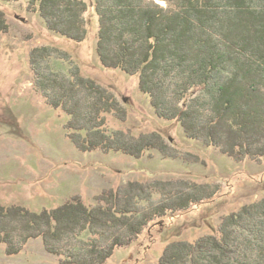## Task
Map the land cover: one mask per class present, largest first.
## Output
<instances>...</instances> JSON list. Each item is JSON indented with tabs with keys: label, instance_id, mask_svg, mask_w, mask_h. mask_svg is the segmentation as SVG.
<instances>
[{
	"label": "trees",
	"instance_id": "1",
	"mask_svg": "<svg viewBox=\"0 0 264 264\" xmlns=\"http://www.w3.org/2000/svg\"><path fill=\"white\" fill-rule=\"evenodd\" d=\"M32 4L52 32L77 42L86 39L84 0ZM95 10L103 66L137 75L156 115L178 120L188 138L218 147L230 158L264 157V0H169L167 7L153 0H96ZM8 28L0 11V33ZM65 53L37 47L30 64L36 90L69 116L65 129L74 146L137 159L150 149L165 154L155 134L108 131L103 114L125 120V111L77 67L68 74L52 70V59L63 60ZM192 188L153 207L141 204L148 199L137 182L102 193L98 199L104 204L93 208L79 196L41 212L0 204V244L8 255H17L40 237L46 251L63 256L60 264H105L151 222L213 197L204 186ZM84 233L94 238L85 240ZM160 264H264V200L229 215L219 236L169 246Z\"/></svg>",
	"mask_w": 264,
	"mask_h": 264
},
{
	"label": "rangeland",
	"instance_id": "2",
	"mask_svg": "<svg viewBox=\"0 0 264 264\" xmlns=\"http://www.w3.org/2000/svg\"><path fill=\"white\" fill-rule=\"evenodd\" d=\"M84 1L87 36L77 42L52 32L31 0H0L9 26L0 33V204L41 212L79 196L93 208L104 204L98 199L102 193L133 182L144 185L148 200L141 204L152 207L175 201L193 191L192 186L214 191L209 199L151 222L136 241L116 248L105 262L160 264L169 246L219 236L229 215L264 200V157L241 152L242 159L230 158L218 147L188 138L178 120L156 115L149 96L139 89L137 75L103 66L97 53L96 0ZM153 1L169 6V0ZM46 45L66 52L65 59H52V70L68 74L70 67H77L120 103L126 118L103 114L108 131L134 137L155 134L165 144V154L150 149L137 159L121 152L78 150L65 129L69 116L48 104L34 86L30 53ZM62 257L46 251L40 237L30 239L17 255H8L6 245L0 244V264H60Z\"/></svg>",
	"mask_w": 264,
	"mask_h": 264
},
{
	"label": "water",
	"instance_id": "3",
	"mask_svg": "<svg viewBox=\"0 0 264 264\" xmlns=\"http://www.w3.org/2000/svg\"><path fill=\"white\" fill-rule=\"evenodd\" d=\"M127 100V98H125V101Z\"/></svg>",
	"mask_w": 264,
	"mask_h": 264
}]
</instances>
